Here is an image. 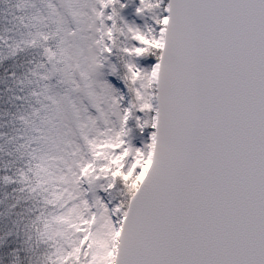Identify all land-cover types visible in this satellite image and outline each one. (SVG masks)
Here are the masks:
<instances>
[{
	"label": "snow or ice",
	"instance_id": "1",
	"mask_svg": "<svg viewBox=\"0 0 264 264\" xmlns=\"http://www.w3.org/2000/svg\"><path fill=\"white\" fill-rule=\"evenodd\" d=\"M0 264H264V0H0Z\"/></svg>",
	"mask_w": 264,
	"mask_h": 264
}]
</instances>
